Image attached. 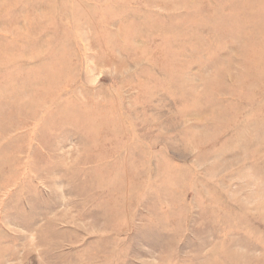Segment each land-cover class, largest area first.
<instances>
[{"label":"rangeland","instance_id":"rangeland-1","mask_svg":"<svg viewBox=\"0 0 264 264\" xmlns=\"http://www.w3.org/2000/svg\"><path fill=\"white\" fill-rule=\"evenodd\" d=\"M0 264H264V0H0Z\"/></svg>","mask_w":264,"mask_h":264}]
</instances>
